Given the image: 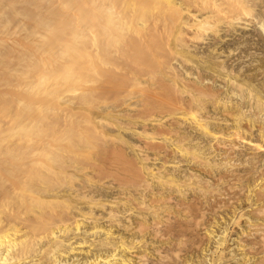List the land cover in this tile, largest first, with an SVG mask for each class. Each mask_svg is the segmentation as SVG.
I'll return each mask as SVG.
<instances>
[{
  "label": "rangeland",
  "instance_id": "374dc122",
  "mask_svg": "<svg viewBox=\"0 0 264 264\" xmlns=\"http://www.w3.org/2000/svg\"><path fill=\"white\" fill-rule=\"evenodd\" d=\"M131 1L135 5H133V3L132 4L130 3L129 5H133L134 9H136V10H137V8H139L137 6H142V9L144 7V11L140 8L138 9V10H140L138 12V14L141 16V18H144L150 25H155L153 21L158 18L157 16H159L161 12L163 14L166 13L165 15L171 16V18H172L171 20L173 22L172 21H170V22H172L171 23L172 25L174 24L173 26L171 25L172 32L170 31L171 29L170 30L164 29L166 27V25H169V24H167V21H165L167 19L164 20L161 18V17L164 18L165 15L159 16L160 21H161L160 23H158L159 18H158V20L155 21L156 25H158L157 27H155L156 25L154 26L155 29H158L159 26L161 25V23L165 21L162 24V25H165V27L160 28V29H162V31L159 32V33L162 32L161 34H162L163 38L161 36V38H160L161 40L159 38H158L159 39L158 40L156 38L158 36H156L155 42L158 40L159 42L160 41L164 42V44L166 43V46L164 44H162V42H160L161 43L160 45H162L161 47L165 46V48L167 47L166 49L171 50V51L170 50L167 51L168 53L166 52L167 56L169 55V57H171L175 53L177 55L175 54L176 56H173L174 58L171 57L168 59L169 61L171 59L173 61V63H171L172 61L168 62V60H167V62H168V64H167L166 59L168 57L164 56V55H166V54H163L164 52L162 53L163 55L158 57L159 54H161V51H163V50H161L163 48H160L158 46L160 49H158V51H156L157 49L155 50V46L157 48V45H155L153 43L154 51H153V48L150 47V49H152V52L157 53V54L153 55V53L149 49L148 52H149L150 56L152 53L153 57H149L150 58L149 59L148 58V56H149L148 52H147V57L146 56L144 57V59L147 58V59L151 60L150 66L147 65V63H149V60L148 61L145 60L146 65L148 67L145 65L144 61H141V62H143V64L141 62H140L141 64L140 63L138 64V62H137V64L133 63L132 65L128 63V65H130V66L124 65L126 63L123 64L124 67L127 66V67L134 68L133 69L134 73L132 70H129L130 72H132V73L129 72V74H131L130 76H133V78L136 77L135 76V74H136L138 76V78H136V79H138V82L133 81L135 78L134 79L132 78V80L131 79L126 80L125 82H122V83L115 82L112 86L114 90L110 88V91L106 92L105 95L103 94V96H101L102 93H99L101 91L98 92V89H99L98 87H97V90L95 88H93L94 86L96 87L97 84L91 85L90 84L91 81L88 84L84 81L87 85L86 89H88L89 86H92L91 87L92 89L91 88H90L91 90L89 89L92 96L89 93H86L83 96H85V95L87 96L89 94L90 97L88 95L87 96L88 98H92L93 96H95V98L94 99H88L87 97L85 98L81 95L83 101L81 99L80 100L82 102H84L85 104L80 102V104L78 106L82 109H79V107H78L77 110L79 112L76 110V113L78 112L77 115L79 118H77V115L74 118V120L77 118L76 121L78 120L80 122V124H78L74 120H72V123L74 121V123H73L74 127H76V125H78V126L82 125L83 126V127L80 126L79 129L81 128L80 129L81 131L83 129L84 132H80L79 129L76 128L77 133L79 132V135L78 134L77 135L79 137L83 138L84 140H87V142L89 141V144L84 142V145L80 146V149L76 148V146L68 148V150L71 154V156H70L71 159L69 162L67 161L68 163L66 162V164H68L69 166L65 165V167L63 169L60 167L58 169V166H56V165H55L56 167L54 165L53 166H54V171L55 172L57 171L55 177H58V179L56 178L58 180V184L61 183V185H64V189H62V186H61L60 190H66L67 189V192H69L68 188H70V186H71V185H69L70 183L74 187L77 184L83 185L84 179L87 180L88 182L85 181V183H84L86 185H83V186H85L84 189L81 188V190L86 189L87 191L85 193H84V191H82L84 194L82 192L78 191V192H80V194L82 193L86 197L83 196L84 199H83V197H81L82 200L81 199L78 200L77 196H81L82 194L81 195H75L76 197L72 196V198H70V195L68 196V195L64 194V196L68 197L67 200H66V197L64 198V196H63L62 198L65 200H63V199H61V200H62V203L64 205L60 202L59 204H62L63 206L60 207L59 205H57L58 208L56 207V209L57 210H63L62 207L64 209H66L69 206H76V207H81V208L84 207L82 210H84L85 212L90 210V212L94 213V215H97V217H98V214H100L99 216L103 217L102 218L103 220L102 219L99 220L100 228L102 225H103L102 226L103 230H105L104 228H111V230L114 232L113 233L114 237H115V235H116V238L118 235L123 236L125 239L127 238L126 240L129 241L130 238L132 237V235H134L132 238L134 240H137L136 242H138V241L141 242L142 244L141 243L140 244L142 246L141 245H135V247H134L135 249L134 248H133V250L131 249L133 252L130 251V254L128 253V255L132 256V259H131V262L128 264H134L136 262V260L138 259L136 257H138L140 253H141L140 256L144 254L142 256L144 259L143 261L145 262L144 264H147V263L148 264H158V262L160 264H163V262H164V264H264V248H262V246L260 245L259 236H258V234H256L257 232L254 231L255 227L259 226V222H261L260 226L262 225V223H264V205H262V204H264V193L260 192L262 189H264V173H262V172H264V151L257 150V151H259V152H257L253 146L255 143L264 145V134H262V132H264V119H262V118H264V30H262V29H264V0H249V1L245 0V2H241V3H245L246 7L244 6L245 8L243 7V9L246 12H244L242 10L243 15H242V13H241V16L239 14L240 18H238L239 16L237 15L238 20L236 18H234L233 21L232 20L221 21V23L218 22L219 24L210 22V25H212L213 29L209 25L208 26L209 28L207 27V30L206 29H204L205 31L202 30L203 36H201V38H198L200 36L199 32H201V31L197 32L198 37L197 36L193 37L192 35H190L193 30L187 29V28H184V30H183V27H185V26L182 24V22H183V19H184V21H186V17H187L186 15L187 14L185 15V13H184L185 11L180 12L179 15L182 16L183 18H181L180 21L177 22V19L180 18V16L177 17L178 14L174 15V14H172L171 9H168L170 7L169 6L170 4L169 5H167V4L170 1L167 2V0H165V1L160 0V2H159V0H158V6L155 4V7L153 5L155 2H153V1H156V3H157V0H131ZM208 1L209 0H191V3H192V5L196 4L198 6L204 7L203 9L206 12V11L210 10L209 5L207 4ZM250 1L253 2L254 4H252ZM241 3H240V6L243 5ZM152 5H153V7H152ZM133 6H130V7H133ZM145 6H150V8L152 7L151 8L152 11H153V9H155L157 7H159V10H157L158 9L157 8L155 13L153 11V15L150 17L149 14L147 15V13H149V12L152 13L151 9L149 7H145ZM147 8L150 10L148 11ZM249 10H250V12H249ZM131 11L133 12L134 10H132V8H131ZM157 11H159V12L161 11V12L159 13ZM132 12H130V13H132ZM142 12L145 14H143ZM203 12H201V13H203ZM138 14L136 11L134 13V16L138 17L139 16ZM155 14L157 16H155ZM143 15L144 16L146 15V16L143 17ZM130 16L132 17V14H130ZM153 16L155 19L152 18ZM137 17H133V18L137 19ZM141 18L138 17V19H140V20H141ZM148 18H149V20H148ZM136 19H134V20L137 23V25L141 24V23L143 24L144 19H142L143 22H141L142 20L140 21V20H136ZM175 19H176V21H175ZM188 19H187V21H188ZM134 20L133 21L131 20V26L129 28L134 26L133 25V24H135ZM162 20H164V21H162ZM190 22H191V20H189V23ZM148 23L145 26H147ZM214 24H216V27H213ZM162 25H161V27H162ZM89 27H91V26H89ZM141 27H144V26H141ZM154 27H152V28L154 29ZM133 28H135V26ZM133 28H131V31H130L131 33L134 30ZM168 28H170V26H168ZM128 31L129 30H127V32ZM163 32H166L167 34H168V32H170L171 36H170V34H169V36H167L165 33V37H164ZM179 32L180 33L182 32L183 34L182 33L180 34ZM193 32L195 33L196 31H193ZM193 32H192V34H193ZM127 34H130V33L128 32ZM161 34H159V35H161ZM133 35L136 36L138 34L134 33ZM172 35H174V36H172ZM178 35H180L179 36L180 38L178 37ZM201 35H202V33H201ZM182 36H183V38L187 37L185 39V41L183 40ZM189 36H192L191 40H187V39H190ZM167 37H169V38H167ZM176 37H178V39L182 38V40H181L182 43L185 42L187 47H186V45H181L182 43L179 42ZM163 39L166 41H164ZM168 40H170V41L168 42ZM156 44H158V42ZM168 45H170V46H168ZM182 47H183V50L186 49V51H188V52H185V51L183 52L184 56H183V53L181 52ZM177 48L178 49L181 48V49L178 50ZM175 50L180 51V53L182 55H180L179 52H176ZM164 51H166V50H164ZM174 51H175V53H174ZM158 52H160V53H158ZM185 53H187V55ZM191 53L194 55L191 56ZM185 55L187 57H185ZM162 56L165 57L166 59L165 58H164L165 60L162 59L161 58ZM175 57H178V58L175 59ZM173 59H175L176 61ZM183 59H184V61L186 60V62H184ZM165 63L167 64V67H166L167 69H164V67L166 66ZM135 64H136V68L134 67ZM169 64H170L171 68H168ZM214 64L218 67H216ZM173 65H175V66H173ZM212 66H213V68H212ZM127 67H125V68H127ZM132 68H130V69H132ZM172 68H174V69H172ZM175 68H177L178 70H176ZM164 70L169 71V72H167L168 74ZM171 72H173L174 74ZM175 72H177V73H175ZM198 72H200L202 74H200ZM165 74L168 76H165ZM170 74L171 75L173 74L174 76H176L175 78L178 77L177 75H180V76L182 75V76H181V78L179 76L177 79H174L173 75L171 76ZM198 74H200L202 76V78H204L203 82L205 81L204 82L205 84H203V85H205V87L208 85L207 89L209 88V90L213 94L215 93L213 95L214 97L209 96V97H204V98L203 97L194 98L192 96L195 92V88L197 86L198 79L201 78L200 75H199L200 77H197ZM225 75H226V77H225ZM139 76L141 79H139ZM194 77L195 78L197 77L196 78L197 80ZM88 78H89V76H88ZM139 80L141 81L140 83H139ZM194 80L197 83H195ZM86 81L88 82L89 80H86ZM174 81H175V83H174ZM78 82L84 83L83 80L81 82L78 80L77 82L74 81L73 84L75 85V83L77 84ZM69 83L70 82H68L67 85H70ZM79 83L77 84L78 88H79V86H81L80 88L83 89V87H85V83H84V86H83V84L80 85ZM194 83H195V85H194ZM198 84H200V83H198ZM71 86L74 87L73 85H71ZM93 89H95V91H97V93L94 92V95L92 93ZM174 90H175V92H174ZM187 91L191 94V96L187 93ZM60 93L65 94V96L67 94V96L70 98L73 97L72 94L68 93L67 91L64 93L63 90H61ZM74 93H75L74 97H77L76 96L77 91ZM217 93H218V95H217ZM155 94H157V95H155ZM99 95H100V98L101 97L103 98L104 96H105V98L104 99L97 98V96H99ZM67 96H66V98H67ZM79 97H80V94H79ZM79 97H77V99ZM171 97L173 98V100L169 101V100H171L170 99ZM100 100H102V101H100ZM136 100L139 104L137 102H135ZM140 100H142V103ZM178 100L181 104L178 102ZM183 100H184V102H183ZM214 100L216 102L215 104H213ZM112 101L115 103H113ZM173 101H174V103H172ZM176 101L179 103L180 106L176 105V104H178ZM89 102L91 104H89ZM109 102H112L113 105ZM166 102H167V104H163ZM175 102H176V104H175ZM228 102H229V104H227ZM255 102H256L257 106H256ZM231 103L233 105H231ZM82 104H84V106L86 105L87 107H84ZM133 104L134 105L137 104V105L134 106ZM110 105H112L114 108L112 106L110 107ZM104 106L106 109L103 108ZM158 106H159V109H158ZM173 106L174 107L175 106H179V107L182 106L183 112L179 113L180 110L178 112H176V110H174L175 108ZM228 106L233 107V108L231 107V109L234 111L235 117L240 115L241 118L239 117L240 118L239 123H238V121L235 122L232 119L234 117V115L232 112H229L230 109L228 108ZM89 107H90V109L92 107L93 108L90 110ZM108 107H110V110ZM169 107L170 108L172 107L171 108L172 110H170ZM189 107H190V109H189ZM226 107L229 109V110L227 109L228 110L227 112H225V110H224ZM184 108H185V110H184ZM114 109H116V110H114ZM165 109L166 110L168 109V111H170L171 113L170 112L167 113L168 111L166 112ZM236 110H238L239 112ZM102 111L104 114L108 113L109 115H104L102 113ZM117 111L119 114L117 113ZM191 111L196 112V114L198 116L202 117L206 121V124L208 123L207 125L209 127H211L209 130L214 131V129H215V132L218 131L219 135L222 134V135H220L222 137L218 138V140H216V139L212 138L211 135L209 136L207 133H202L204 131H202L200 128H198V126L193 121L192 117L190 118L191 115H189V112H191ZM208 111H209V113H208ZM114 112H116L118 115L115 114ZM236 112H238V115L235 114ZM226 113H230V114H226ZM231 113H232V118L229 117V115L231 116ZM169 114H172V117H171V115L169 116ZM155 115H156V117H155ZM183 115H185V116H183ZM104 116L106 118H104ZM121 116H124L125 118L121 117ZM127 116L128 117L130 116V117L127 118ZM131 116H132V118H134V117L135 118L131 119ZM136 116L137 117L139 116V117L137 118ZM159 116L161 119L159 118ZM170 117L174 118V121ZM214 117H215V119H214ZM245 117L247 119H245ZM93 118H95V120H97V122ZM119 118H121V119L118 120ZM181 118H187V119L184 120ZM79 119H81V121ZM98 119H99V121H98ZM108 119L112 123H110ZM128 119H129V121H128ZM156 119H157V121H156ZM159 119H160V121L163 120V122L162 121L158 122ZM100 120H101V122H100ZM112 120L114 121V124H115V122H117V123L115 125H113ZM126 120L128 123L126 122ZM175 120L177 122H175ZM190 120H191V122H190ZM88 121H91L92 123L88 122ZM75 122H76V124H75ZM90 123H91V125H90ZM99 123H101L100 125L102 127L99 125ZM124 123H126V124H124ZM153 123L156 125H153ZM179 123L181 124V126ZM213 123L214 124L216 123L215 125L217 127L212 126V125H214ZM232 123H233V125H232ZM87 124H89V125H87ZM96 124L98 125L99 128L95 127ZM110 125H111V127L113 125V127H112L113 129L110 127ZM144 125H146V126H144ZM237 125H239L238 128H240V130L237 128ZM249 125H250V127H249ZM86 126H88V127L91 126V127H89L90 129H92V127H93V129H92L93 132H92V130H89V128ZM114 126H116V127H114ZM234 126H236V128L239 130L238 133L240 132L239 135L242 136L243 138L240 137L239 140H232V139L229 140L230 138L229 139L226 138L230 134V132L234 130V129H232V127L234 128ZM251 126H252V129H251ZM129 127H131V129ZM168 127H169V129H168ZM260 127L262 130L260 129ZM105 128H106V130H104ZM107 128L109 131L107 130ZM166 128H167V130H166ZM170 128H171V130H170ZM217 128H220V129H217ZM137 129H138V131H137ZM144 129H145V131H144ZM111 130H112V132H111ZM89 131L91 132V135H93V133H94L95 137L97 136V133H98L99 136H97L96 138L101 137L102 139L100 138V139H97V141H96L95 137L87 138L88 134H90ZM95 131H99V132H95ZM100 131L101 132L103 131V132L100 134ZM119 131H120V133H119ZM170 131H171V133H170ZM258 131H259V133H258ZM85 132H86L87 136H84V135H86V134H84ZM110 132H111V134H110ZM138 132H140V133H138ZM180 132H182V133H180ZM246 132H248V133H246ZM135 133H137V134H135ZM141 133L143 135H145V133L146 134L148 133V135L143 136ZM168 133H169V135H168ZM223 133L225 135L227 133V135L224 136ZM184 134L186 135V137ZM82 135H83V137H82ZM91 135H89V136H91ZM106 135H109V136H106ZM202 135H204V136H202ZM110 136L112 137V139H110L111 138ZM165 136H167V137L165 138ZM244 137H245V139H244ZM85 138H87V139H85ZM119 138H121V140ZM162 139H164L163 140L164 142L162 141ZM225 139H226V141L227 140L230 141V144H232V146H233L232 147L233 149L227 151L230 154L223 151L226 147V145H224ZM99 140H101V141H99ZM174 141H176L177 143ZM182 141H183L184 145H183V143H181ZM228 141L225 142V144H227ZM234 142L236 143V146H235ZM248 142L250 143V145L251 144L252 145L250 146ZM252 142L253 143L255 142V143L253 144ZM175 143L176 144L181 143L180 144V145H182L181 149L184 147L183 150L180 151L177 147H175L176 146ZM85 144H87V145H85ZM230 144L228 143L229 146H230ZM83 146H84V148H82V150H81V147H83ZM87 146H89V147L85 148ZM134 146H136L137 148L143 147L142 148L143 151L140 149L138 150ZM197 146H198L199 150H198ZM238 146H240V147H238ZM250 147H253V148L251 149ZM187 149H188V152H186ZM177 150H179V151H177ZM189 150H190L191 154L189 153ZM262 150H264V149H262ZM71 151L74 153L76 161L74 159H72V157H74V156L72 155ZM222 151L224 153H222ZM137 152H139V153H137ZM199 152H201V153H199ZM231 152H232V156H229V155H231ZM174 153H175V155H174ZM145 154H146V159H145ZM223 154H225V155H223ZM67 155H69V154H67ZM201 155L202 156L204 155V156L202 157ZM172 156H174L175 159ZM196 156H198V157H196ZM220 156H221V158H220ZM227 156H229V157H227ZM164 157H165V159H164ZM139 158L140 159L142 158L144 161L142 159L140 160ZM204 158H205V160L207 159L206 162H205ZM150 159H151V161H150ZM188 159H190V160H188ZM224 159L226 160L227 164L226 163L223 164ZM71 160H72V162L74 160L73 165H70ZM203 160L205 162V165L203 164L204 163ZM164 161H166V162L162 163L163 164V168H162L161 162H164ZM201 161H202V163H201ZM213 161H214L215 165H217V166L219 165L218 168H216L217 166L213 165L214 164ZM144 162H147V165H146V163L144 164ZM209 162H211L210 164L213 163L212 164L213 166L209 165L208 164ZM229 162H231V163L229 164ZM257 162H258V164H257ZM217 163H219V164H217ZM148 164H149V166H148ZM227 165H230V166H227ZM66 166H68V167H66ZM143 166L145 169H147V170L149 169V171L145 170L143 168ZM139 167H140V169H139ZM229 168H230V170H229ZM136 169H138V171ZM231 169L234 170V173L232 171L231 178L232 177L233 178L231 179V182H230V179H227L228 177L230 178V175L227 176L225 174L230 173ZM58 170L62 171V172L65 171V172L69 173V175H68V173H65L68 182L70 181L69 184L64 183L67 181L66 178H64L65 175L62 176V174H64V172L61 174V172H58ZM133 170H135V171H133ZM142 170H144V172L146 171V173H144ZM154 170H155V172H156V170L160 171L159 174L157 175L159 178L157 176H154V175L152 177V174H150L151 176L149 175V173H151L152 171L154 172ZM225 170L227 171V173ZM219 171L220 172L222 171V172L220 173ZM228 171H230V172H228ZM235 171H236V174H235ZM256 171L257 172L259 171L258 172L259 174ZM57 173L60 176H57L58 175ZM71 173H73L74 176ZM135 173L137 176L142 177V179L137 177L135 175ZM139 173L141 176L138 175ZM141 173L143 174V176ZM219 173L223 176H221ZM70 174H71V176H70ZM147 174H148V176H147ZM163 174H164V176H163ZM233 174L237 175L238 178L235 179L234 177H237V176H234ZM131 175H133V177ZM171 175L174 177L173 178L174 180L172 179ZM214 175L218 176L219 178L215 177ZM160 176H163V177H160ZM168 176H169L170 180L168 179ZM60 177H63L64 180ZM69 177L71 179L74 178V180L73 179H72V181L69 180ZM146 177H148V178H146ZM225 177H226V179H225ZM257 177H259V179ZM59 178L62 179L61 182H59L60 181ZM132 178H133V180H132ZM138 178H139V180H138ZM153 178L155 181H153ZM78 179L80 180V182ZM185 179H186V181H185ZM165 180H166V182H165ZM178 180H180V182ZM227 180H229V181H227ZM137 181H139L138 182L139 184H137ZM143 181H144V183H148L146 188H145L146 184L144 185ZM182 181H183V183H182ZM195 181H196V183H195ZM81 182H82V184H80ZM184 182L187 186H190V189H188V187L186 185H184ZM188 182H190V184ZM73 183H74V185H73ZM135 183L139 187H137L135 185ZM175 183L177 184L176 187H175ZM191 184L194 186H192ZM234 184H236V185H234ZM90 185H92V187ZM102 185H104V186L102 187ZM143 185H144V191L142 188ZM179 185H180V187H179ZM181 185H182V187H181ZM214 185H215V187H214ZM57 186L60 187V185H57ZM140 186H141V188H140ZM183 186L185 188H183ZM99 187H101V188L98 189ZM162 187H164V188H162ZM90 188H93V189H90ZM207 188H208V190H207ZM213 188L215 191H217V192L219 191L218 195L215 194L214 190H212ZM217 188H219V189H217ZM225 188H227V189H225ZM72 189H75V187ZM88 189H89V191H88ZM136 189L139 193L141 192V194H139L136 191ZM147 189H148V191H147ZM204 189L208 192L204 191ZM258 189H259V191H258ZM104 190H106V191L104 192ZM157 190H159L160 193L157 192ZM162 190H164V191H162ZM178 190H179V192H177ZM180 190H182V191H180ZM98 191H100V192L98 193ZM149 191H150V193H149ZM154 191H156V192H154ZM213 191H214V193H213ZM75 192H77V191H75ZM153 192H154V197L152 194ZM262 192H264V190H262ZM167 193H169L170 195ZM92 194H93V196H92ZM122 194L123 195L125 194L124 196H126V197H124ZM143 194H144V196H143ZM159 194H160V196H158ZM162 194H165V195H162ZM166 194H167V196H166ZM224 194H225V196H224ZM257 194L260 195L261 198H260V196H257ZM213 195H215V196L213 197ZM232 195L234 198H232ZM134 196H135L136 201L134 200ZM136 196H137V198H136ZM181 196L182 197L184 196V197L182 198ZM218 196H220L219 199H218ZM113 197H115V199H116L115 201L118 203H116V202L114 203ZM129 197H132V198H129ZM151 197L154 198L153 202H151L152 199L150 200ZM155 197L156 198L158 197L157 200H159V201L163 197L165 198V200H166V198H168V201L166 200L167 201V203H166L165 200L162 199L161 202H159L156 200ZM95 198H97V199L95 200ZM145 198H147V199L145 200ZM73 199H74V201H73ZM175 199H176V201H175ZM181 199H182V201H181ZM75 200L76 201L78 200L79 202L77 201V203H76ZM89 200L92 202L87 203V202H90ZM110 200H112V201H110ZM219 200H220V203H222L221 200L223 201V203L220 204L218 202ZM224 200H226L225 203H224ZM80 201H81V204H83V205L80 204ZM109 201L111 203H109ZM148 201H150L151 204L153 203L154 207ZM154 201H157L159 204L154 202ZM186 201H188V202H186ZM68 202L70 203V205H68L69 204ZM124 202H125V204H124ZM131 202L134 204L135 207L133 206V204ZM145 202L147 203V205L149 204L147 206V211L149 209V212L152 213V216L156 215L157 211L155 212V214H153V212H151V211H153L155 209H159L161 207H162L161 209H163L165 206H167V209L170 212L168 210H166V208H164L163 210L159 209L163 212L162 213L163 217L161 215V211H158L157 215H159V216L161 215L162 218L161 217L158 218L159 216H157V215L152 217V216H150V213L146 212V209L143 208V207H146ZM162 202L164 203V206H162L163 205ZM178 202L179 203L181 202V203L179 204ZM217 202H218V204H217ZM108 203H109V205H108ZM142 203H144V204H142ZM185 203H187V204L191 203V205L189 204L187 206V204H185ZM86 204H87V206H86ZM110 204H112L113 207ZM129 204H132V205H129ZM170 204H172V205H170ZM65 205H67V206H65ZM124 205L125 206L127 205V206L125 207ZM141 205H143V206H141ZM150 205L152 207L151 209H150ZM217 205H218V207H217ZM224 205H227L228 207L224 206ZM136 206H137V208H136ZM201 206H203V207H201ZM222 206H224V207H222ZM90 207H92V209ZM140 207H142V208H140ZM168 207L171 209H169ZM185 207H187V208L189 207L188 208L189 211H187L185 209ZM232 207H234V208H232ZM260 207L262 208L261 213L259 211V209H261ZM257 208H258V210H257ZM105 209H106V211H105ZM143 209H145V211ZM201 209H203L204 212ZM115 210L118 212H116ZM139 211H141L140 212L141 214L139 213ZM255 211L258 212L259 214H257ZM109 212H111L113 214L115 213L117 216L116 218H119L121 220L122 219L126 220V218L128 217L126 221L129 220L130 223L132 222V226L137 222V221H135L137 219L140 221L142 219V221H143L144 218L142 216L145 217V220L143 221L144 223L146 221V217H148V216H150V217H149V220L147 218V220H148V221H146L147 223L151 222L153 218H154V220H157V218H158L157 221L158 222L161 221L159 225H161L162 222L164 224V225L162 224V227L159 226L161 228L160 230H162V232L160 231L161 234L162 233L164 234V235L162 234V237H164V238H162V237H160L161 239H159V237L154 238L152 235L149 234V230L147 232V229H149L147 227H146L147 229H143L142 234L139 233L140 234L139 235L137 233V231H135V230L133 231L134 228L131 230H125L126 231L125 232L124 229L121 227V225H119L120 223L114 226V224H116V221L114 223L113 222L111 223L113 226L110 223H109L110 225L107 226L108 222L104 217H106ZM145 212L147 214L148 213L149 214L147 215ZM184 212H187V214ZM143 213H144V215H143ZM158 213H160V214H158ZM168 213H169V215H168L169 217L167 216ZM189 213L191 214L192 217L189 216L190 215ZM118 215H121V216H118ZM200 215H201V217H200ZM122 216H124V217H122ZM164 216H167L169 219L170 218L171 219L169 220L167 217H164ZM155 217H156V219H155ZM185 217H187V218H185ZM164 218H166V220ZM159 219H161V220H159ZM212 219L214 222L212 221ZM234 219L236 220V223L234 222L235 221ZM167 220H168V222L165 223V221H167ZM251 221H252V223H251ZM84 224L86 226L84 229H88V228H90V226H92L91 222L89 223V221L85 222ZM213 224H214V226H213ZM250 224H252V226ZM100 228L97 229L98 231L93 232V233H90L87 231L88 232L87 234L89 236H86L87 234H84V233L82 236V232L85 231L82 227L80 230H82V229L83 230L80 231L81 234L79 233V235H78V238L80 235L82 236V238L80 237V241L83 239V237L85 235L84 239L86 238V241L87 240L89 241L91 239L89 243H91L93 241L94 244L92 242V246L90 245V247L86 246V247H84V249L82 248L81 251H83V250L84 251L80 252L81 254L78 253V254L73 255V257L71 255L68 256L66 254L65 259L63 258V260L60 263L61 264L62 263L63 264H68V263L70 264L72 262V260H74V258L75 259L78 258L77 259L78 263H76V264H80V262H82V264H86L85 259L86 260L92 259V257L95 256L94 254L97 255L98 253H100V254L102 253L101 254L102 256L103 255L105 256L106 254H110V252H111L110 248H108L107 246L101 247V245L97 244L98 239L100 240V239L104 238L103 237L104 234L101 233ZM88 230H90V229H88ZM210 230L213 231L212 234L211 233L208 234V232ZM169 231H170V233H169ZM247 231H251V232H249L250 234ZM253 231H254V233H253ZM133 232H135L136 234ZM121 233H123V235ZM94 234L96 236H94ZM223 235H224V238H223ZM145 236H147V237H145ZM167 236L169 237V239L170 238L171 239L169 240ZM173 236H174V238L172 239ZM93 237H95V238H93ZM101 237H103V238H101ZM116 238H114V239L116 240ZM155 239H156V241H155ZM173 240L175 241L176 244L174 243ZM88 241L86 242L87 244H88ZM218 241L220 242V245H219ZM150 242H151V244H150ZM87 244H85V245H87ZM171 244L173 246H171ZM255 245L257 248L255 247ZM169 246L171 247L172 251L170 250ZM249 246H250V249H249ZM91 247L93 249H90V251H91V253H90V251L88 249ZM103 247H105V249ZM106 248H108V249H106ZM157 248L160 250H158ZM245 248H248V249H245ZM260 248L262 249V251ZM109 249H110V251H109ZM165 250L168 254L169 253H171V254H169V255L166 254L164 252ZM221 250H222V252H221ZM87 251H88V253H87ZM174 251L178 252V253H175ZM85 252L87 253L88 257L86 256ZM158 253H159V255H158ZM161 253H162V255H161ZM163 253L165 254L164 257H163ZM166 255H168V256H166ZM165 258H166V260H165ZM119 264H121V263H119Z\"/></svg>",
  "mask_w": 264,
  "mask_h": 264
},
{
  "label": "bare ground",
  "instance_id": "6f19581e",
  "mask_svg": "<svg viewBox=\"0 0 264 264\" xmlns=\"http://www.w3.org/2000/svg\"><path fill=\"white\" fill-rule=\"evenodd\" d=\"M165 1V0H163ZM170 1V2H169ZM249 1V0H246ZM153 5L155 7V4L158 6V0L157 3L156 1ZM160 2V0H159ZM167 2H169L167 5H169L168 9H171L172 14L177 15V17H179V13L185 11V16L186 17V21H184L182 24L185 26L184 28L187 29H191L193 31H196L195 33L191 32L190 35L197 36L198 31L200 36L198 38H201V36H203V31L204 29L207 30V27L210 25L211 23H221V21H229L232 20L234 18L237 19V15L241 16V13L243 15L242 10L244 11L243 7L245 6V3H241V2H245V0H209L207 2V4L210 7V10L206 11L203 9L204 7L198 6L196 4L191 3V0H167ZM251 2V1H250ZM132 4L133 2L131 0H0V264H59L63 258L65 259L66 254L69 256L71 255L73 257V255L78 254L81 251L82 248L84 249V247L92 246V242H90V240L88 241V244L86 243V238L80 241V237L82 238L83 233L87 234L88 232L93 233L98 231L97 229L100 228V224H99V220H101L103 217H100L98 214L94 215V213L89 211H84L82 210L83 208L81 207H76V206H69L68 208L64 209L62 207L63 210H57L56 207L57 205H59L60 207L63 206L64 204L62 203L63 199L62 197L65 195H70V198H72V196L75 195H81L84 191V193L87 191L85 190H81L84 189L86 185L83 182V185H75V189L72 186V184L70 183V181L68 182L67 177L65 175V173L68 172H64V174H62V176H64V178H66V182L64 183H70L69 185L70 188H68L66 190H60L61 186L62 189H64V185L58 184V177L56 176V172L54 171V166H58L60 168H64L66 164V162L70 161V152L68 150V148L71 147H75L80 149V146L84 145V142H86L87 144H89V141L87 142V140H84L83 138L79 137V132L77 133V129H79V127H83L82 125L78 126L76 125V127H74V121H76L78 117L77 113L79 112L78 109V105L80 104V102H82V96L86 93H90V90L92 89V86H89L88 89H86V83L88 84L91 81V85H96V87L94 86L93 88H95L97 90V87L100 89H98L99 93H102L101 96H103V94L105 95L106 92L110 91V88L113 89V84L115 82L117 83H122L125 82L126 80H132L133 76H130L131 74H129V70H132L134 73V68L132 67H127L130 66L129 64H133L138 62V64L141 61L145 62L146 65V61H148L150 58L149 57H153L154 53L152 52L153 48V43L155 45H157V48L155 46V50L158 51V49L163 48L161 50V54H159L158 57H160L163 54H166L164 56L168 57L167 59L165 57H161L162 59H166V62L169 58H174L173 56H176L177 54L172 55L171 57H169V55L167 56V51H169L168 49L165 48L166 43L164 44V42H162V44H164V47H161L162 45H160L161 43L158 41L161 36H162V32L159 33L160 31H162V29L160 28H164L165 25H162L165 21H167L166 27L164 29H171V23L173 22L171 19L170 15H165L166 13H160L159 16H163L165 15V17H161L162 19H167V20H162L164 22L161 23V25L159 26L158 29H155V27H157L158 25H156L155 21L158 20L159 16H157L155 14V16H157L158 18L155 19L154 16L152 18H154L155 20L153 21L154 24L156 25H150L144 18H141V16L138 14V12L140 10H138L139 8L142 9V6H137L139 8L134 9L135 5L133 3V5H129ZM240 3L243 4L240 6ZM252 4H254L253 2H251ZM152 5V7H153ZM166 5V6H167ZM133 6V7H130ZM151 6V5H150ZM150 6H145V7H149ZM156 6V7H157ZM250 6V5H249ZM151 7V8H152ZM246 7V6H245ZM244 7V8H245ZM134 10L133 12L131 11ZM150 8V9H151ZM158 8V9H157ZM155 9H153L154 13L157 10H159V7H157ZM167 8V7H166ZM253 8V7H252ZM148 9V8H147ZM148 9V11L150 10ZM137 11V14L139 15L138 17L142 19H144L141 21L140 19H138L137 16H134V13ZM144 11V7L142 9ZM147 11V10H146ZM153 11L151 9L152 13H147V15L149 14V16L151 17L153 15ZM204 11V12H203ZM252 11V10H251ZM132 12V13H130ZM203 12V13H201ZM246 12V11H244ZM248 12V11H247ZM250 12V10H249ZM143 13V12H142ZM130 14H132V17L130 16ZM145 14V13H143ZM151 14V15H150ZM250 14V13H249ZM247 15V14H246ZM146 16V15H145ZM143 15V17H145ZM240 16L238 18H240ZM133 17H137L133 18ZM133 18V19H132ZM169 18V19H168ZM183 18L182 16H180V18L177 19V22L180 21V19ZM189 18V19H188ZM140 20L141 22H143V24H138L135 22V20ZM188 19V21H187ZM235 19V20H236ZM131 20L135 22V24H133L135 26V28H133L134 26H132L131 28H133L134 30L131 31V28H129L131 26ZM149 20V18H148ZM189 20H191V22L189 23ZM238 20V19H237ZM146 21V22H145ZM159 21V22H158ZM157 22L160 23V18ZM172 21V22H170ZM176 21V19H175ZM133 22V23H134ZM150 22V21H149ZM170 22V23H169ZM140 23V22H139ZM148 23L147 26H145ZM218 23V24H219ZM174 25V24H173ZM172 25V26H173ZM179 25V24H178ZM177 25V26H178ZM262 25V24H261ZM91 26V27H89ZM144 26V27H141ZM155 26V27H154ZM168 26H170V28H168ZM137 27V28H136ZM154 27V29L152 28ZM181 27V26H180ZM210 27L212 28V25H210ZM213 27H216V24H214ZM209 28V27H208ZM210 28V29H211ZM137 29V30H136ZM181 29V28H180ZM179 29V30H180ZM209 29V30H210ZM213 29V28H212ZM127 30H129L128 32L130 34H127ZM167 30V31H168ZM186 30V29H185ZM190 30V31H191ZM208 30V31H209ZM264 30V29H262ZM172 32V29L170 30ZM205 31V30H204ZM92 32V33H91ZM186 32V31H185ZM189 32V31H188ZM134 33H137L138 35H133ZM161 35H159V34ZM164 37H165V33L163 32ZM180 33V32H179ZM182 33V32H181ZM180 33V34H181ZM202 33V35H201ZM158 34V35H157ZM171 36V33L168 32V34L166 33L167 36ZM183 34V33H182ZM196 34V35H195ZM205 34V33H204ZM185 35V34H184ZM187 35V34H186ZM189 35V34H188ZM158 36V37H156ZM174 36V35H172ZM180 35H178L179 37ZM192 36H189L190 39L187 40H191ZM155 37L158 39H156L157 41L155 42ZM178 37H176L178 39ZM163 38V36H162ZM169 38V37H167ZM180 38V37H179ZM183 38V36H182ZM182 38L178 39L179 42L182 43ZM187 38V37H186ZM185 37L183 38V40L185 41L186 39ZM165 39V38H164ZM163 39V40H164ZM176 39V40H177ZM161 40V39H160ZM197 40V39H196ZM166 41V40H164ZM170 40H168L169 42ZM177 41V42H178ZM158 42V44H156ZM188 42V41H187ZM180 43V44H181ZM189 43V42H188ZM187 43V44H188ZM178 45V44H177ZM176 45V46H177ZM181 45H186V43H182ZM189 45V44H188ZM160 48H159V47ZM170 46V45H168ZM172 46V45H171ZM173 47V46H172ZM184 47V46H183ZM182 47V53L188 52L185 50H183ZM187 47V45H186ZM165 48V49H164ZM149 49L152 52L151 56L149 54ZM178 49V48H177ZM181 49V48H180ZM178 49V50H180ZM166 50V51H164ZM154 51V48H153ZM171 51V50H170ZM147 52H148V58L149 59H144V57H147ZM164 52V53H163ZM167 52V53H166ZM179 52L180 55H182L180 53V51H176ZM160 53V52H158ZM163 53V54H162ZM193 53V52H192ZM191 53V56L194 55ZM170 54V53H169ZM187 55V53H185ZM171 55V54H170ZM185 55V57H187ZM196 55V54H195ZM156 56V55H155ZM184 56V53H183ZM199 56V55H198ZM195 57V56H194ZM204 57V56H203ZM178 57H175V59ZM144 59V60H143ZM164 59V60H165ZM173 59V60H175ZM187 59V58H186ZM146 60V61H145ZM188 60V59H187ZM150 61L149 63H147V65L150 66ZM172 60L170 59V61L168 60V62H171ZM176 61V60H175ZM184 61V59H183ZM167 62V64H168ZM186 62V60L184 61ZM189 62V61H188ZM126 63V64H124ZM143 64V62H141ZM140 63V64H141ZM173 63V61L171 62ZM124 65H127L125 67ZM136 64L134 65V67L136 68ZM166 64V63H165ZM164 64V65H165ZM167 64L164 67V69H167ZM206 64V63H205ZM146 65V66H147ZM181 65V64H180ZM215 65V64H214ZM175 66V65H173ZM216 66V65H215ZM223 66V65H222ZM138 67V66H137ZM148 67V66H147ZM218 67V66H216ZM224 67V66H223ZM132 68V69H130ZM168 68L170 67V64L168 66ZM213 68V66H212ZM138 69V68H137ZM141 69V68H140ZM151 69V68H150ZM174 69V68H172ZM171 69V70H172ZM176 70H178L177 68H175ZM199 69V68H198ZM169 70V69H168ZM170 70V71H171ZM175 70V71H176ZM90 71V72H89ZM150 71V70H149ZM166 71V70H164ZM173 71V70H172ZM200 71V70H199ZM203 71V70H202ZM216 71V70H215ZM169 71H166V73ZM186 72V71H185ZM132 73V72H130ZM136 73V72H135ZM173 73V72H171ZM177 73V72H175ZM196 73V72H195ZM200 73V72H198ZM168 74V73H167ZM174 74V73H173ZM172 74V75H173ZM179 74V73H178ZM202 74V73H200ZM198 74L197 77H200L201 75ZM171 75V74H170ZM171 75V76H172ZM200 75V76H199ZM89 76V78H88ZM136 77H134L133 81L138 82V76L135 74ZM165 76H168L165 74ZM178 77L180 75H177ZM182 76V75H181ZM180 76V78H181ZM188 76V75H187ZM193 76V75H192ZM174 79L176 76H174ZM196 77V78H197ZM226 77V75H225ZM169 78V77H168ZM195 78V77H194ZM195 78V79H196ZM139 79L140 76H139ZM202 76L200 79H198V84L197 82V86L195 88V92L192 95L194 98L197 97H211L214 94L209 90V88L207 89L208 85L205 87V84L203 82ZM251 79V78H250ZM82 81L85 83V87L80 88L81 86H79L78 88V83L75 85L73 84L74 81ZM86 80H89L88 82ZM143 80V79H142ZM146 80V79H145ZM144 80V81H145ZM170 80V79H169ZM197 80V79H196ZM206 80V79H205ZM222 80V79H221ZM236 80V79H235ZM149 81V80H148ZM172 81V80H171ZM170 81V82H171ZM234 81V80H233ZM68 82H70V85H67ZM129 82V81H128ZM141 81L139 80V83ZM147 82V81H146ZM173 82V81H172ZM189 82V81H188ZM230 82V81H229ZM84 83H79L80 85ZM143 83V82H142ZM152 83V82H151ZM155 83V82H154ZM175 83V81H174ZM173 83V84H174ZM191 83V82H190ZM194 83V85H195ZM89 84V85H90ZM138 84V83H137ZM136 84V85H137ZM183 84V83H182ZM71 85H73L74 87H72ZM193 85V86H194ZM201 85V86H200ZM69 86V87H68ZM77 86V87H76ZM192 86V87H193ZM231 86V85H230ZM180 87V86H179ZM195 87V86H194ZM85 88V89H84ZM91 88V89H90ZM181 88V87H180ZM90 89V90H89ZM95 89H93V95L94 92L97 93V91H95ZM187 89V88H186ZM194 89V88H193ZM61 90H63V92L65 93L66 91L68 93H71L72 96L74 97V92L77 91L76 96L80 97L77 99V97H68L67 94V98L65 96V94H61ZM114 90V89H113ZM160 90V89H159ZM178 90V89H177ZM176 90V91H177ZM213 90V89H212ZM79 91V92H78ZM190 91V90H189ZM193 91V90H192ZM219 91V90H218ZM239 91V90H238ZM241 91V90H240ZM164 92V91H163ZM175 92V90H174ZM178 92V91H177ZM185 92V91H184ZM191 92V91H190ZM215 92V91H214ZM231 92V91H230ZM187 93L191 96V94L187 91ZM232 93V92H231ZM88 94V95H89ZM177 94V93H176ZM175 94V95H176ZM64 95V96H63ZM82 95V96H81ZM87 95V96H88ZM97 95V94H96ZM100 95L97 96V98H100ZM157 95V94H155ZM162 95V94H161ZM160 95V96H161ZM178 95V94H177ZM176 95V96H177ZM181 95V94H180ZM218 95V93H217ZM86 95L83 97H87ZM92 96V94H91ZM170 96V95H169ZM90 97V95H89ZM214 97V96H213ZM216 97V96H215ZM240 97V96H239ZM88 98V97H87ZM95 96H93L92 98H88V99H94ZM105 96L102 98L104 99ZM133 98V97H132ZM137 98V97H136ZM160 98V97H159ZM163 98V97H162ZM161 98V99H162ZM191 98V97H190ZM82 101H81V100ZM84 99V98H83ZM140 99V98H139ZM142 99V98H141ZM172 101L173 98H170ZM212 99V98H211ZM249 99V98H248ZM260 99V98H259ZM86 100V99H85ZM84 100V101H85ZM138 100V99H137ZM137 100L135 102H137ZM158 100V99H157ZM166 100V99H165ZM177 100V99H176ZM180 100V99H179ZM178 100V102H179ZM205 100V99H204ZM213 100V99H212ZM261 100V99H260ZM91 101V100H90ZM102 101V100H100ZM139 101V100H138ZM142 103V100H140ZM160 101V100H159ZM188 101V100H187ZM198 101V100H197ZM210 101V100H209ZM86 102V101H85ZM92 102V101H91ZM113 102V101H112ZM109 102L113 105V103L115 102ZM163 102V101H162ZM177 102V101H176ZM175 102V104H176ZM177 102V103H178ZM182 102V101H181ZM184 102V100H183ZM190 102V101H189ZM211 102V101H210ZM84 103V102H82ZM108 103V104H109ZM138 103V102H137ZM158 103V102H157ZM161 103V102H160ZM174 103V101L172 102ZM180 103V102H179ZM176 104V105H179ZM186 103V102H185ZM188 103V102H187ZM215 100L214 103L215 104ZM225 103V102H224ZM85 104V103H84ZM84 104H82L84 106ZM89 104H91L89 102ZM105 104V103H104ZM103 104V105H104ZM131 104V103H130ZM139 104V103H138ZM163 104H167L163 103ZM169 104V103H168ZM181 104V103H180ZM193 104V103H192ZM210 104V103H209ZM229 104V102L227 103ZM237 104V103H236ZM256 104V102H255ZM88 105V104H87ZM93 105V104H92ZM110 105V107L112 106ZM115 105V104H114ZM134 105V104H133ZM132 105V106H133ZM137 105V104H135ZM134 105V106H135ZM158 105V104H157ZM174 105V104H173ZM185 105V104H184ZM190 105V104H189ZM206 105V104H205ZM231 105H233L231 103ZM238 105V104H237ZM81 106V105H80ZM82 106V107H83ZM89 106V105H88ZM97 106V105H96ZM117 106V105H116ZM161 106V105H160ZM169 106V105H168ZM172 106V105H171ZM180 106V105H179ZM173 106L174 110H176V112L179 113L183 112L182 111V106ZM195 106V105H194ZM198 106V105H197ZM215 106V105H214ZM225 106V105H224ZM246 106V105H245ZM257 106V104H256ZM84 107H87L86 105ZM91 107V106H90ZM89 107V109H90ZM110 107L109 110H110ZM113 107V106H112ZM118 107V106H117ZM131 107V106H130ZM164 107V106H163ZM193 107V106H192ZM209 107V106H208ZM232 107V106H231ZM231 107L228 106L224 109L225 112H227L229 110V112H232L234 115V111L231 109ZM237 107V106H236ZM235 107V108H236ZM259 107V106H258ZM93 108V107H92ZM91 108V109H92ZM102 108V107H101ZM105 108V106L103 107ZM114 108V107H113ZM134 108V107H133ZM170 108V107H169ZM172 108V107H171ZM170 108V110H172ZM233 108V107H232ZM79 109H82L79 107ZM88 109V108H87ZM90 109V110H91ZM106 109V108H105ZM112 109V108H111ZM137 109V108H136ZM159 109V106H158ZM190 109V107H189ZM228 109V110H227ZM241 109V108H240ZM76 110L78 111L76 113ZM103 110V109H102ZM116 110V109H114ZM113 110V111H114ZM166 110V109H165ZM185 110V108H184ZM198 110V109H197ZM213 110V109H212ZM222 110V109H221ZM250 110V109H249ZM105 111V110H104ZM112 111V112H113ZM168 111V109L166 110V112ZM194 111V110H193ZM189 112L190 118H193V121L195 122V124L198 126V128H200L202 133H207L209 136L211 135L212 138L218 140V138H221L222 134L219 135L218 131L215 132L212 130H209L211 127H209L206 124V121L198 116L196 114V112ZM238 111V110H236ZM160 112V111H159ZM165 112V111H164ZM170 111H168L167 113H169ZM186 112V111H185ZM224 112V111H223ZM239 112V111H238ZM238 112H236L235 114L238 115ZM241 112V111H240ZM247 112V111H246ZM262 112V111H261ZM101 113V112H100ZM103 113V111H102ZM106 113V112H105ZM115 114L117 113L114 112ZM125 113V112H124ZM158 113V112H157ZM166 113V114H167ZM171 113V112H170ZM188 113V112H187ZM191 113V114H190ZM209 113V111H208ZM232 113L231 116L229 115V117L232 118ZM258 113V112H257ZM104 114V113H103ZM119 114V113H118ZM117 114V115H118ZM128 114V113H127ZM185 114V113H184ZM216 114V113H215ZM226 114H230V113H226ZM241 114V113H240ZM77 115V118L74 120L75 116ZM104 115H109L104 114ZM111 115V114H110ZM124 115V114H123ZM172 114H169V116ZM202 115V114H201ZM115 116V115H114ZM113 116V117H114ZM120 116V115H119ZM174 116V115H173ZM181 116V115H180ZM179 116V117H180ZM185 116V115H183ZM82 117V116H81ZM103 117V116H102ZM110 117V116H109ZM117 117V116H116ZM115 117V118H116ZM124 117V116H121ZM130 117V116H129ZM127 116V118H129ZM137 117V116H136ZM139 117V116H138ZM137 117V118H138ZM156 117V115H155ZM166 117V116H165ZM170 117V118H171ZM176 117V116H175ZM204 117V116H203ZM206 117V116H205ZM212 117V116H211ZM210 117V118H211ZM240 115L236 116L234 115V117L232 118L235 122L240 121ZM104 118H106L104 116ZM111 118V117H110ZM125 118V117H124ZM123 118V119H124ZM135 118V117H134ZM131 116V119H134ZM136 118V119H137ZM160 118V116H159ZM95 120V118H93ZM103 119V118H102ZM117 119V118H116ZM115 119V120H116ZM121 118H119L118 120H120ZM140 119V118H139ZM158 119V118H157ZM156 119V121H157ZM161 119V118H160ZM160 119L158 120V122L160 121ZM167 119V118H166ZM174 121V118H171ZM181 119H187V118H181ZM215 119V117H214ZM218 119V118H217ZM245 119H247L245 117ZM244 119V120H245ZM264 119V118H262ZM72 120L73 123H72ZM81 121V119H79ZM88 120V119H87ZM86 120V121H87ZM109 120V119H108ZM155 120V119H154ZM243 120V121H244ZM251 120V119H250ZM258 120V119H257ZM97 122V120H95ZM99 121V119H98ZM113 121V120H112ZM129 121V119H128ZM153 121V120H152ZM163 122V120H161ZM160 121V122H161ZM181 121V120H180ZM192 121V122H193ZM217 121V120H216ZM231 121V120H230ZM78 124H80V122L77 120L76 121ZM75 122V124H76ZM84 122V121H83ZM91 122V121H88ZM101 122V120H100ZM110 122V120H109ZM121 122V121H120ZM124 122V121H123ZM127 122V120H126ZM131 122V121H130ZM136 122V121H135ZM155 122V121H154ZM175 122H177L175 120ZM191 122V120H190ZM210 122V121H209ZM245 122V121H244ZM92 123V122H91ZM90 123V125H91ZM94 123V122H93ZM112 123V122H110ZM117 122H115L116 124ZM119 123V122H118ZM128 123V122H127ZM133 123V122H132ZM156 123V122H155ZM174 123V122H173ZM95 124V123H94ZM101 123H99L100 125ZM114 121H113V125ZM126 124V123H124ZM158 124V123H157ZM177 124V123H176ZM180 124V123H179ZM194 124V123H193ZM194 124V125H195ZM214 124V123H213ZM216 124V123H215ZM212 125V126H216V125ZM254 124V123H253ZM89 125V124H87ZM97 125V124H96ZM95 127L97 128L98 125ZM103 125V124H102ZM112 125V127H113ZM118 125V124H117ZM135 125V124H134ZM153 125H156L153 123ZM159 125V124H158ZM233 125V123H232ZM241 125V124H240ZM248 125V124H247ZM94 126V125H93ZM101 126V125H100ZM122 126V125H121ZM120 126V127H121ZM124 126V125H123ZM132 126V125H131ZM141 126V125H140ZM146 126V125H144ZM181 126V124H180ZM226 126V125H225ZM228 126V125H227ZM261 126V125H260ZM88 127V126H86ZM85 127V128H86ZM91 127V126H89ZM88 127V128H89ZM102 127V126H101ZM105 127V126H104ZM111 127V125H110ZM111 127V128H112ZM116 127V126H114ZM164 127V126H163ZM209 127V128H208ZM217 127V126H216ZM239 127V125H237V128ZM250 127V125H249ZM99 128V127H98ZM109 128V127H108ZM107 128V130H108ZM131 129V127H129ZM236 126H234V128L232 127V129H234L233 131L230 132V134L226 137V138H230L229 140H239L240 136L238 131L240 130V128L237 129ZM248 128V127H247ZM81 129V128H80ZM79 129L80 132H84L83 129L82 131ZM87 129V128H86ZM93 129V127H92ZM89 128V130H92ZM113 129V128H112ZM115 129V128H114ZM135 129V128H134ZM140 129V128H139ZM169 129V127H168ZM173 129V128H172ZM213 129V128H212ZM220 129V128H217ZM250 129V128H249ZM248 129V130H249ZM252 129V126H251ZM261 129V127H260ZM88 130V129H87ZM106 130V128L104 129ZM103 130V131H104ZM167 130V128H166ZM171 130V128H170ZM174 130V129H173ZM195 130V129H194ZM247 130V131H248ZM257 130V129H256ZM262 130V129H261ZM86 131V130H85ZM102 131V132H103ZM109 131V130H108ZM107 131V132H108ZM116 131V130H115ZM114 131V132H115ZM130 131V130H129ZM138 131V129H137ZM143 131V130H142ZM141 131V132H142ZM145 131V129H144ZM143 131V132H144ZM156 131V130H155ZM175 131V130H174ZM228 131V130H227ZM242 131V130H241ZM88 132V131H87ZM93 132V130H92ZM95 132H99V131H95ZM100 131V134L102 133ZM112 132V130H111ZM110 132V134H111ZM142 132V133H143ZM148 132V131H147ZM200 132V133H201ZM220 132V131H219ZM244 132V131H243ZM90 134H88V137H95V134L93 133V135H91V132L89 131ZM105 133V132H104ZM120 133V131H119ZM122 133V132H121ZM140 133V132H138ZM141 133V134H142ZM154 133V132H153ZM171 133V131H170ZM182 133V132H180ZM248 133V132H246ZM259 133V131H258ZM78 134V135H77ZM83 134V133H82ZM86 134V132L84 133ZM83 134V135H84ZM109 134V133H108ZM109 134V135H110ZM137 134V133H135ZM144 134V133H143ZM142 134V135H143ZM224 134V133H223ZM262 134H264V132H262ZM82 135V137H83ZM91 135V136H89ZM106 135V136H109ZM141 135V136H142ZM148 133L143 136H147ZM151 135V134H150ZM166 135V134H165ZM169 135V133H168ZM167 135V136H168ZM185 135V134H184ZM227 135V133H226ZM224 134V136H226ZM250 135V134H249ZM84 136H87L84 135ZM97 136H99V134L97 133ZM96 136V137H97ZM101 136V135H100ZM103 136V135H102ZM165 136V138L167 137ZM204 136V135H202ZM207 136V135H206ZM95 137V138H96ZM111 137V136H110ZM140 137V136H139ZM154 137V136H153ZM169 137V136H168ZM171 137V136H170ZM182 137V136H181ZM180 137V138H181ZM186 137V135H185ZM190 137V136H189ZM261 137V136H260ZM81 138V139H80ZM85 138V139H87ZM96 138L95 140L97 141ZM106 138V137H105ZM183 138V137H182ZM243 138V137H242ZM241 138V139H242ZM102 139V138H101ZM112 139V137L110 138ZM121 140V138H119ZM184 139V138H183ZM187 139V138H186ZM224 139V138H223ZM245 139V137H244ZM248 139V138H247ZM91 140V139H90ZM123 140V139H122ZM153 140V139H152ZM151 140V141H152ZM164 139H162L163 141ZM167 140V139H166ZM175 140V139H174ZM177 140V139H176ZM182 140V139H181ZM220 140V139H219ZM243 140V139H242ZM249 140V139H248ZM247 140V141H248ZM93 141V140H92ZM101 141V140H99ZM150 141V142H151ZM169 141V140H168ZM172 141V140H171ZM223 141V140H222ZM228 141V140H227ZM225 139V142H227ZM91 142V141H90ZM154 142V141H153ZM160 142V141H159ZM158 142V143H159ZM164 142V141H163ZM176 142V141H174ZM224 142V141H223ZM225 149L223 151L227 152L231 149H233L232 144H230V141H228V143L230 144V146L227 144ZM233 142V141H232ZM236 142V141H235ZM234 142V143H235ZM101 143V142H100ZM155 143V142H154ZM177 143V142H176ZM175 143V147H177L180 151L183 150V148L181 149L180 145L181 143H183V141L180 144H176ZM216 143V142H215ZM233 143V144H234ZM240 143V142H239ZM249 143V142H248ZM253 143V142H252ZM255 143V142H254ZM253 143V144H254ZM85 144V145H87ZM150 144V143H149ZM174 144V143H173ZM135 145V144H134ZM139 145V144H138ZM184 145V143H183ZM213 145V144H212ZM229 147H228V146ZM241 145V144H240ZM250 145V143H249ZM252 145V144H251ZM250 145V146H251ZM137 146V145H136ZM134 146V147H136ZM170 146V145H169ZM236 146V143H235ZM234 146V147H235ZM254 149L257 150H261L264 151L262 149H264V145L255 143L254 145ZM89 146L85 147L88 148ZM139 147V146H138ZM217 147V146H216ZM222 147V146H221ZM220 147V148H221ZM240 147V146H238ZM246 147V146H245ZM83 147H81L82 150ZM137 148V147H136ZM143 148V147H142ZM142 148H137L138 150H142ZM192 148V147H191ZM198 148V146H197ZM251 149L253 147H250ZM78 149V150H79ZM173 149V148H172ZM223 149V148H222ZM239 149V148H238ZM136 150V149H135ZM176 150V149H175ZM177 150V151H179ZM199 150V148H198ZM197 150V151H198ZM143 151V150H142ZM172 151V150H171ZM176 151V152H177ZM222 151V153H224ZM236 151V150H235ZM69 152V153H68ZM72 152V151H71ZM158 152V151H157ZM173 152V151H172ZM188 152V149L187 151ZM253 152V151H252ZM259 152V151H257ZM139 153V152H137ZM170 153V152H169ZM179 153V152H178ZM190 153V150H189ZM193 153V152H192ZM196 153V152H195ZM201 153V152H199ZM205 153V152H204ZM228 153V152H227ZM69 154V155H67ZM159 154V153H158ZM164 154V153H163ZM168 154V153H167ZM177 154V153H176ZM191 154V153H190ZM194 154V153H193ZM197 154V153H196ZM226 154V153H225ZM223 154V155H225ZM230 154V153H228ZM72 155L74 156V153L72 152ZM137 155V154H136ZM175 155V153H174ZM181 155V154H180ZM186 155V154H185ZM188 155V154H187ZM211 155V154H210ZM215 155V154H214ZM227 155V154H226ZM139 156V155H138ZM137 156V157H138ZM143 156V155H142ZM171 156V155H170ZM199 156V155H198ZM196 156V157H198ZM202 156V155H201ZM200 156V157H201ZM204 156V155H203ZM202 156V157H203ZM232 156V152L231 155ZM227 156V157H229ZM148 157V156H147ZM174 158V156H172ZM188 157V156H187ZM143 158V157H142ZM141 158V159H142ZM149 158V157H148ZM156 158V157H155ZM172 158V159H173ZM192 158V157H191ZM221 158V156H220ZM225 158V157H224ZM72 159H75V156L72 157ZM140 159V158H139ZM140 159V160H141ZM145 159H146V154H145ZM165 159V157H164ZM163 159V160H164ZM175 159V158H174ZM185 159V158H184ZM194 159V158H193ZM197 159V158H196ZM73 160V162H74ZM139 160V161H140ZM143 160V159H142ZM187 160V159H186ZM190 160V159H188ZM195 160V159H194ZM193 160V161H194ZM205 160V158H204ZM203 160V162H204ZM207 160V159H206ZM205 160V162H206ZM229 160V159H228ZM144 161V160H143ZM146 161V160H145ZM151 161V159H150ZM149 161V162H150ZM168 161V160H167ZM197 161V160H196ZM233 161V160H232ZM254 161V160H253ZM67 162V163H68ZM73 162L71 160L70 165H73ZM78 162V161H77ZM142 162V161H141ZM161 162L162 168H163V164L165 163ZM195 162V161H194ZM193 162V163H194ZM205 162L203 163L205 165ZM216 162V161H215ZM221 162V161H220ZM228 162V161H227ZM72 163V164H71ZM143 163V162H142ZM147 162H144V164ZM173 163V162H172ZM171 163V164H172ZM175 163V162H174ZM177 163V162H176ZM179 163V162H178ZM202 163V161H201ZM211 162H209V165ZM226 163V160L224 159L223 164ZM231 162H229L230 164ZM255 163V162H254ZM168 164V163H167ZM219 164V163H217ZM222 164V163H221ZM227 164V163H226ZM233 164V163H232ZM258 164V162H257ZM54 165V166H53ZM176 165V164H175ZM215 165V163L213 164ZM212 165V166H213ZM55 166V167H56ZM69 166V165H68ZM66 166V167H68ZM149 166V164H148ZM217 166V165H215ZM214 166V167H215ZM219 166V165H218ZM218 166L216 168H218ZM230 166V165H227ZM226 166V167H227ZM236 166V165H235ZM240 166V165H239ZM254 166V165H253ZM136 167V166H135ZM147 167V166H146ZM151 167V166H150ZM166 167V166H165ZM176 167V166H175ZM137 168V167H136ZM144 168V166H143ZM158 168V167H157ZM160 168V167H159ZM56 169V168H55ZM140 169V167H139ZM145 169V168H144ZM152 169V168H151ZM150 169V170H151ZM203 169V168H202ZM138 171V169H136ZM147 170V169H145ZM224 170V169H223ZM230 170V168H229ZM261 170V169H260ZM135 171V170H133ZM144 172V170H142ZM149 171V169L147 170ZM212 171V170H211ZM226 171V170H225ZM232 171L234 173V170L231 169V172L228 174H225L227 176L230 175V178L228 177L227 179H230L231 182V176H232ZM252 171V170H251ZM132 172V171H131ZM130 172V173H131ZM160 171L154 170V172L152 171L150 174H152L154 176H157L159 174ZM213 172V171H212ZM220 172V171H219ZM222 172V171H221ZM220 172V173H221ZM257 172V171H256ZM259 172V171H258ZM257 172V173H258ZM133 173V172H132ZM146 173V171L144 172ZM192 173V172H191ZM219 173V174H220ZM227 173V171H226ZM249 173V172H248ZM264 173V172H262ZM58 174V173H57ZM73 175V173H71ZM70 174V176H71ZM142 174V173H141ZM161 174V173H160ZM236 174V171H235ZM259 174V173H258ZM257 174V175H258ZM69 175V173H68ZM136 175V173H135ZM134 175V176H135ZM140 175V173L138 174ZM169 175V174H168ZM185 175V174H184ZM218 175V174H217ZM221 175V174H220ZM234 175V174H233ZM239 175V174H238ZM57 176H60L59 174ZM74 176V175H73ZM133 177V175H131ZM137 176V175H136ZM141 176V175H140ZM143 176V174H142ZM148 176V174H147ZM151 176V175H150ZM164 176V174H163ZM160 176V177H163ZM172 176V175H171ZM215 176V175H214ZM223 176V175H221ZM237 176V175H234ZM240 176V175H239ZM139 177V176H137ZM145 177V176H144ZM158 177V176H157ZM167 177V176H166ZM218 177V176H215ZM57 178V179H56ZM64 180L63 177H60ZM59 178V179H60ZM142 179V177H139ZM138 178V180H139ZM148 178V177H146ZM156 178V177H155ZM159 178V177H158ZM174 177L172 176V179ZM177 178V177H176ZM183 178V177H182ZM197 178V177H196ZM219 178V177H218ZM222 178V177H221ZM235 179L238 178L234 177ZM259 179V177H257ZM59 182H61V180ZM74 180V178H72ZM72 179L69 177V180L72 181ZM137 179V178H136ZM140 179V180H141ZM144 179V178H143ZM168 179L170 180L169 176ZM226 179V177H225ZM234 179V180H235ZM241 179V178H240ZM79 180V179H78ZM133 180V178H132ZM149 180V179H148ZM174 180V179H173ZM181 180V179H180ZM180 180H178L180 182ZM199 180V179H198ZM261 180V179H260ZM77 181V180H76ZM142 181V180H141ZM145 181V180H144ZM143 181V183H144ZM147 181V180H146ZM153 181L154 178H153ZM157 181V180H156ZM186 181V179H185ZM201 181V180H200ZM222 181V180H221ZM229 181V180H227ZM236 181V180H235ZM239 181V180H238ZM80 182V180H79ZM88 182V181H87ZM136 182V181H135ZM139 181H137V184ZM160 182V181H159ZM166 182V180H165ZM164 182V183H165ZM234 182V181H233ZM249 182V181H248ZM76 183V182H75ZM168 183V182H167ZM166 183V184H167ZM171 183V182H170ZM177 183V182H176ZM175 183V187L176 184ZM183 183V181H182ZM190 184V182H188ZM192 183V182H191ZM196 183V181H195ZM63 184V183H62ZM82 184V182L80 183ZM146 184V185H145ZM188 184V185H189ZM57 185H60V187H58ZM74 185V183H73ZM136 185V183H135ZM145 188L148 185V183H144ZM144 185H143V191H144ZM161 185V184H160ZM184 185L185 182H184ZM192 185V184H191ZM200 185V184H199ZM212 185V184H211ZM236 185V184H234ZM77 186V187H76ZM88 186V185H87ZM92 187V185H90ZM104 185H102L103 187ZM111 186V185H110ZM109 186V187H110ZM137 186V185H136ZM166 186V185H165ZM187 186V185H186ZM194 186V185H192ZM201 186V185H200ZM203 186V185H202ZM205 186V185H204ZM209 186V185H208ZM232 186V185H231ZM238 186V185H237ZM236 186V187H237ZM106 187V186H105ZM104 187V188H105ZM139 187V186H137ZM160 187V186H159ZM178 187V186H177ZM180 187V185H179ZM182 187V185H181ZM188 189H190V186H187ZM186 187V188H187ZM196 187V186H195ZM215 187V185H214ZM230 187V186H229ZM234 187V186H233ZM66 188V187H65ZM101 187H99L98 189H100ZM141 188V186H140ZM150 188V187H149ZM164 188V187H162ZM183 188H185L183 186ZM199 188V187H198ZM203 188V187H202ZM210 188V187H209ZM222 188V187H221ZM228 188V187H227ZM225 188V189H227ZM239 188V187H238ZM259 188V187H258ZM262 188V187H261ZM93 189V188H90ZM109 189V188H108ZM176 189V188H175ZM197 189V188H196ZM200 189V188H199ZM198 189V190H199ZM211 189V188H210ZM219 189V188H217ZM229 189V188H228ZM234 189V188H233ZM120 190V189H119ZM127 190V189H126ZM141 190V189H140ZM151 190V189H150ZM168 190V189H167ZM201 190V189H200ZM208 190V188H207ZM214 190V188L212 189ZM211 190V191H212ZM238 190V189H237ZM264 190V189H262ZM262 190L260 191L261 193ZM77 191V192H75ZM82 192L80 194V192ZM89 191V189H88ZM94 191V190H93ZM103 191V190H102ZM106 190H104L105 192ZM129 191V190H128ZM137 191V189H136ZM135 191V192H136ZM148 191V189H147ZM161 191V190H160ZM164 191V190H162ZM182 191V190H180ZM195 191V190H194ZM204 191H206L204 189ZM215 191V190H214ZM213 191V193H214ZM227 191V190H226ZM225 191V192H226ZM234 191V190H233ZM249 191V190H248ZM259 191V189H258ZM91 192V191H90ZM100 191H98L99 193ZM108 192V191H107ZM125 192V191H124ZM130 192V191H129ZM132 192V191H131ZM138 192V191H137ZM156 192V191H154ZM154 192L153 197H154ZM157 192H159V190H157ZM179 192V190L177 191ZM202 192V191H201ZM208 192V191H206ZM215 191V194L218 195V192ZM221 192V191H220ZM83 193V194H84ZM102 193V192H101ZM139 193V192H138ZM150 193V191H149ZM160 193V192H159ZM183 193V192H182ZM210 193V192H209ZM228 193V192H227ZM81 195V196H77L78 200L82 198L81 197H86L85 195ZM87 194V193H86ZM128 194V193H127ZM134 194V193H133ZM141 194V192L139 193ZM145 194V193H144ZM143 194V196H144ZM169 194V193H167ZM166 194V196H167ZM173 194V193H172ZM203 194V193H202ZM205 194V193H204ZM223 194V193H222ZM238 194V193H237ZM95 195V194H94ZM123 195V194H122ZM125 195V194H124ZM123 195V196H124ZM130 195V194H129ZM157 195V194H156ZM165 195V194H162ZM170 195V194H169ZM168 195V196H169ZM183 195V194H182ZM187 195V194H186ZM209 195V194H208ZM221 195V194H220ZM227 195V194H226ZM262 195V194H261ZM93 196V194H92ZM96 196V195H95ZM120 196V195H119ZM139 196V195H138ZM142 196V195H141ZM160 196V194L158 195ZM180 196V195H179ZM202 196V195H201ZM215 195H213L214 197ZM225 196V194H224ZM223 196V197H224ZM237 196V195H236ZM257 196H260L257 194ZM66 196H64L65 198ZM76 197V196H75ZM80 197V198H79ZM83 197V199H84ZM90 197V196H89ZM126 197V196H124ZM133 197V196H132ZM129 197V198H132ZM140 197V196H139ZM165 197V196H164ZM162 198L165 200V198ZM182 197V196H181ZM184 197V196H183ZM182 197V198H183ZM209 197V196H208ZM220 196H218L219 199ZM230 197V196H229ZM68 197H66L67 200ZM69 198V199H70ZM88 198V197H87ZM91 198V197H90ZM114 198V203L116 202L115 197ZM137 198V196H136ZM156 198V197H155ZM158 198V197H157ZM156 198V200H157ZM187 198V197H186ZM212 198V197H211ZM227 198V197H226ZM232 198L233 195H232ZM242 198V197H241ZM261 198V196H260ZM86 199V198H85ZM97 198H95L96 200ZM121 199V198H120ZM140 199V198H139ZM147 198H145L146 200ZM152 199V200H151ZM154 198H150L151 202H153ZM161 199V198H160ZM161 199V200H162ZM192 199V198H191ZM65 200V199H63ZM77 200V201H78ZM94 200V201H95ZM134 200H135V196H134ZM161 200H157L159 202H161ZM163 200V201H164ZM166 200L168 201V198H166ZM165 200V202L167 203V201ZM171 200V199H170ZM187 200V199H186ZM240 200V199H239ZM261 200V199H260ZM74 201V199H73ZM76 201V200H75ZM76 201V203H77ZM84 201V200H83ZM90 201V200H89ZM112 201V200H110ZM109 201V203H111ZM118 201V200H117ZM136 201V200H135ZM143 201V200H142ZM141 201V202H142ZM157 201H154L156 203H158ZM173 201V200H172ZM176 201V199H175ZM182 201V199H181ZM201 201V200H200ZM226 200H224L225 203ZM62 204H59V203ZM66 202V201H65ZM79 202V201H78ZM87 202V203H91ZM120 202V201H119ZM130 202V201H129ZM138 202V201H137ZM140 202V201H139ZM150 204L151 202L148 201ZM188 202V201H186ZM220 203V200L218 201ZM217 202V204H218ZM221 202L223 203V201L221 200ZM228 202V201H227ZM258 202V201H257ZM69 203V202H68ZM73 203V202H72ZM107 203V202H106ZM108 203V205H109ZM118 203V202H116ZM132 203V202H131ZM146 203V202H145ZM163 203V202H162ZM169 203V202H168ZM175 203V202H174ZM179 203V202H178ZM181 203V202H180ZM179 203V204H180ZM220 203V204H222ZM229 203V202H228ZM227 203V204H228ZM66 204V203H65ZM81 204V201H80ZM94 204V203H93ZM123 204V203H122ZM125 204V202H124ZM127 204V203H126ZM133 204V203H132ZM129 204V205H132ZM136 204V203H135ZM144 204V203H142ZM159 204V203H158ZM184 204V203H183ZM187 204V203H185ZM191 205V203H188V205ZM219 204V205H220ZM70 205V203L68 204ZM76 205V204H75ZM83 205V204H81ZM89 205V204H88ZM91 205V204H90ZM112 206V204H110ZM115 205V204H114ZM121 205V204H120ZM146 207H143L146 209V212H149V209L147 211V203L145 204ZM151 205L154 204L152 203ZM150 205V209L152 208ZM161 205V204H160ZM172 205V204H170ZM177 205V204H176ZM175 205V206H176ZM264 205V204H262ZM67 206V205H65ZM80 206V205H79ZM87 206V204H86ZM116 206V205H115ZM119 206V205H118ZM123 206V205H122ZM125 206V205H124ZM127 206V205H126ZM125 206V207H126ZM134 206V204H133ZM143 206V205H141ZM164 206V203L163 205ZM200 206V205H199ZM227 206V205H224ZM222 206V207H224ZM110 207V206H109ZM113 207V206H112ZM135 207V206H134ZM184 207V206H183ZM203 207V206H201ZM218 207V205H217ZM228 207V206H227ZM256 207V206H255ZM58 208V207H57ZM87 208V207H86ZM92 209V207H90ZM111 208V207H110ZM130 208V207H129ZM128 208V209H129ZM133 208V207H132ZM137 208V206H136ZM142 208V207H140ZM162 208V207H161ZM159 208V209H161ZM164 208L167 209V206H165ZM163 208V209H164ZM169 208V207H168ZM173 208V207H172ZM178 208V207H177ZM189 208V207H188ZM187 207H185V209L187 211H189ZM191 208V207H190ZM216 208V207H215ZM234 208V207H232ZM259 208V207H258ZM257 208V210H258ZM261 208V207H260ZM60 209V208H59ZM89 209V208H88ZM87 209V210H88ZM114 209V208H113ZM119 209V208H118ZM121 209V208H120ZM145 209H143L145 211ZM159 209H155L151 212H153V214H155V212L157 211H161ZM171 209V208H169ZM112 210V209H111ZM123 210V209H122ZM132 210V209H131ZM203 211V209H201ZM231 210V209H230ZM255 210V209H254ZM261 209H259L260 213H261ZM106 211V209H105ZM110 211V210H109ZM116 211V210H115ZM169 211V210H168ZM172 211V210H171ZM175 211V210H174ZM183 211V210H182ZM201 211V212H202ZM118 212V211H116ZM120 212V211H119ZM123 212V211H122ZM129 212V211H128ZM141 211H139L140 213ZM145 212V213H146ZM156 212V215H157ZM166 212V211H165ZM164 212V213H165ZM170 212V211H169ZM204 212V211H203ZM256 212V211H255ZM107 213V212H106ZM121 213V212H120ZM119 213V214H120ZM130 213V212H129ZM138 213V214H139ZM150 213V212H149ZM148 213V214H149ZM162 211H161V215H162ZM174 213V212H173ZM187 214V212H184ZM257 214H259L258 212H256ZM94 216H93V215ZM141 214V213H140ZM139 214V215H140ZM147 214V213H146ZM147 214V215H148ZM160 214V213H158ZM172 214V213H171ZM181 214V213H180ZM190 214V213H189ZM212 214V213H211ZM105 215V214H104ZM144 215V213H143ZM153 215V216H156ZM161 215H157L159 216L158 218L161 217ZM169 215V213L167 214V216ZM204 215V214H203ZM262 215V214H261ZM121 216V215H118ZM150 216H152V213H150ZM146 217V221L149 220V217ZM152 216V217H153ZM164 216V217H167ZM181 216V215H180ZM188 216V215H187ZM191 216V214L189 215ZM257 216V215H256ZM116 214L109 212L107 214L106 217H104L108 224L110 225L112 222L114 223L116 221V224L121 225V227L125 230H131L133 229V231H137V233H141L142 234V230L143 229H147V232L149 230V234L152 235L154 238H158L161 239L160 237H162V230H160L161 228L159 226L162 227V224H160V222H158V218L157 220H154V218L152 219L151 222L147 223L145 221V223L143 222L145 220V217L142 216L144 218V220L141 221L140 220H135L137 221L133 226H132V222L130 223L129 220L124 219H119L116 218ZM124 217V216H122ZM131 217V216H130ZM140 217V216H139ZM163 217V215H162ZM161 217V218H162ZM169 217V216H168ZM167 217V218H168ZM184 217V216H183ZM192 217V216H191ZM190 217V218H191ZM201 217V215H200ZM248 217V216H247ZM262 217V216H261ZM121 218V217H120ZM135 218V217H134ZM148 218V220H147ZM187 218V217H185ZM238 218V217H237ZM236 218V219H237ZM241 218V217H240ZM132 219V218H131ZM156 219V217H155ZM166 220V218H164ZM169 219V218H168ZM171 219V218H170ZM169 219V220H170ZM184 219V218H183ZM103 220V219H102ZM105 220V221H106ZM161 220V219H159ZM200 220V219H199ZM231 220V219H230ZM235 220V219H234ZM238 220V219H237ZM91 222L92 226H90V230L88 229H84L85 226V222ZM126 221V222H125ZM163 221V220H162ZM198 221V220H197ZM213 221V219H212ZM106 222V223H107ZM168 222L165 221V223ZM209 222V221H208ZM214 222V221H213ZM236 223V220L234 221ZM258 222V221H257ZM256 222V223H257ZM110 223V224H109ZM252 223V221H251ZM87 224V223H86ZM102 224V223H101ZM261 222H259V226L255 227V232H257L256 234H258L259 236V242L260 245L262 246V248H264V223H262V225L260 226ZM112 225V224H111ZM164 225V224H163ZM196 225V224H195ZM252 226V224H250ZM103 226V225H102ZM101 226V233L104 234V238L103 239H98V243L99 245L102 246H107L108 248L111 249L110 254H106L105 256L101 255L100 253H98L97 255L94 254L95 256L92 257V259L90 260H86V264H128L131 262L132 256H129L128 253L130 254V251L133 250V248L135 247V245H141V242H136L137 240H134L132 237L134 235H132V237L130 238V240H126L123 236H117L116 235L114 237L113 235V231L111 230V228H104L105 230H103V227ZM113 226V225H112ZM197 226V225H196ZM214 226V224H213ZM83 227V229L85 230L84 232H82V236L80 235L78 238L79 233L81 234L80 230ZM120 227V226H119ZM130 227V228H129ZM147 227V228H146ZM166 227V226H165ZM212 227V226H211ZM114 228V227H113ZM118 228V227H117ZM254 228V227H253ZM99 229V230H100ZM164 230V229H163ZM172 230V229H171ZM223 230V229H222ZM88 231V232H87ZM122 231V230H121ZM161 231V232H160ZM167 231V230H166ZM253 231V233H254ZM118 232V231H117ZM126 232V231H125ZM128 232V231H127ZM164 232V231H163ZM175 232V231H174ZM221 232V231H220ZM227 232V231H226ZM248 233L251 231H247ZM98 233V232H97ZM100 233V234H101ZM135 233V232H133ZM170 233V231H169ZM178 233V232H177ZM212 234L213 231L210 230L208 232V234ZM99 234V233H98ZM102 234V235H103ZM120 234V233H119ZM123 235V233H121ZM136 234V233H135ZM247 234V233H246ZM250 234V233H249ZM91 235V234H90ZM140 235V234H139ZM148 235V234H147ZM164 235V234H163ZM168 235V234H167ZM172 235V234H171ZM215 235V234H214ZM86 236H89L88 234ZM94 236H96L94 234ZM151 236V237H152ZM217 236V235H216ZM142 237V236H141ZM147 237V236H145ZM166 237V236H165ZM168 237V236H167ZM88 238V237H87ZM95 238V237H93ZM116 238V240L114 239ZM137 238V237H136ZM140 238V237H139ZM143 238V237H142ZM164 238V237H162ZM174 238V236L172 237V239ZM224 238V235H223ZM76 239V240H75ZM145 239V238H144ZM169 239V237H168ZM167 239V240H168ZM171 239V238H170ZM169 239V240H170ZM221 239V238H220ZM78 240V241H77ZM94 240V239H93ZM97 240V239H96ZM179 240V239H178ZM141 241V240H140ZM156 241V239H155ZM162 241V240H161ZM174 241V240H173ZM183 241V240H182ZM220 241V240H219ZM218 241L219 245L220 242ZM152 242V241H151ZM150 242V244H151ZM170 242V241H169ZM168 242V243H169ZM177 242V241H176ZM141 243V244H140ZM144 243V242H143ZM175 243V241H174ZM183 243V242H182ZM223 243V242H222ZM87 244V245H85ZM94 244V242H93ZM145 244V243H144ZM143 244V245H144ZM173 244V243H172ZM171 244V246H173ZM176 244V243H175ZM204 244V243H203ZM258 244V243H257ZM98 245V246H99ZM154 245V244H153ZM156 245V244H155ZM164 245V244H163ZM169 245V244H168ZM218 245V246H219ZM96 246V245H95ZM142 246V245H141ZM179 246V245H178ZM181 246V245H180ZM105 247H103L105 249ZM221 247V246H220ZM256 247V245H255ZM106 248V249H108ZM170 250L171 247L169 246ZM252 248V247H251ZM257 248V247H256ZM90 249H93L92 247L89 248L88 250L90 251ZM96 249V248H95ZM98 249V248H97ZM109 249V251H110ZM132 249V250H131ZM135 249V248H134ZM158 249V248H157ZM180 249V248H179ZM243 249V248H242ZM248 249V248H245ZM250 249V246H249ZM261 249V248H260ZM99 250V249H98ZM160 250V249H158ZM157 250V251H158ZM244 250V249H243ZM107 251V250H106ZM152 251V250H151ZM168 251V250H167ZM172 251V250H171ZM170 251V252H171ZM250 251V250H249ZM262 251V249H261ZM104 252V251H103ZM133 252V251H132ZM153 252V251H152ZM159 252V251H158ZM166 254H168L166 252V250L164 251ZM169 252V251H168ZM175 252V251H174ZM180 252V251H179ZM215 252V251H214ZM222 252V250H221ZM86 253V252H85ZM88 253V251H87ZM86 253V256H87ZM91 253V251H90ZM144 253V252H143ZM146 253V252H145ZM178 253V252H175ZM224 253V252H223ZM81 254V253H80ZM139 254V253H138ZM141 254V253H140ZM136 258H138L136 260V262L134 264H144L145 262L143 261V255H141ZM171 254V253H169ZM168 254V255H169ZM218 254V253H217ZM220 254V253H219ZM159 255V253H158ZM162 255V253H161ZM164 253H163V257H164ZM166 255V256H168ZM246 256V255H245ZM88 257V256H87ZM147 257V256H146ZM170 257V256H169ZM177 257V256H176ZM61 258V259H60ZM171 258V257H170ZM218 258V257H217ZM78 259V258H77ZM74 258V260H72V262L70 264H76L78 263V260ZM160 259V258H159ZM246 259V258H245ZM164 260V259H163ZM166 260V258H165ZM164 260V261H165ZM84 261V260H83ZM161 261V260H160ZM163 262V261H162ZM61 264V263H60ZM63 264V263H62ZM69 264V263H68ZM80 264H82V262H80ZM148 264V263H147ZM158 264H160L158 262ZM164 264V262H163Z\"/></svg>",
  "mask_w": 264,
  "mask_h": 264
}]
</instances>
